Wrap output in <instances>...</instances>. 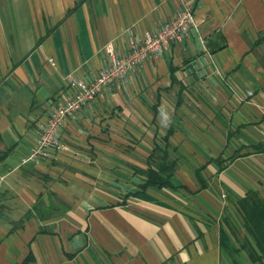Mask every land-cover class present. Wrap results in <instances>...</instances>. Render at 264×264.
<instances>
[{
    "label": "crops",
    "instance_id": "crops-1",
    "mask_svg": "<svg viewBox=\"0 0 264 264\" xmlns=\"http://www.w3.org/2000/svg\"><path fill=\"white\" fill-rule=\"evenodd\" d=\"M192 3L182 42L31 161L66 77L93 79L179 1L0 0V264H264L239 209L264 201V0Z\"/></svg>",
    "mask_w": 264,
    "mask_h": 264
},
{
    "label": "built area",
    "instance_id": "built-area-1",
    "mask_svg": "<svg viewBox=\"0 0 264 264\" xmlns=\"http://www.w3.org/2000/svg\"><path fill=\"white\" fill-rule=\"evenodd\" d=\"M176 15L163 23L155 32H146L142 40L132 41L129 51L119 55L109 46L107 53L110 64L101 69L90 81L66 77L68 88L65 97L54 106L49 118L41 123L35 145L31 149L29 160L47 159L63 147V129L70 118L77 117L82 110L94 101L106 88L125 81L144 61L160 55L172 44L182 42L196 26L195 10L192 0H178ZM55 65L53 59L50 60ZM248 94L253 95L252 91Z\"/></svg>",
    "mask_w": 264,
    "mask_h": 264
},
{
    "label": "trees",
    "instance_id": "trees-1",
    "mask_svg": "<svg viewBox=\"0 0 264 264\" xmlns=\"http://www.w3.org/2000/svg\"><path fill=\"white\" fill-rule=\"evenodd\" d=\"M171 177L172 175L163 177L161 174L151 172L147 186H168ZM239 209L244 215L246 229L254 236L263 253L258 257L254 255V260H257V258L262 259L264 257V201L257 195L250 194L239 203Z\"/></svg>",
    "mask_w": 264,
    "mask_h": 264
}]
</instances>
